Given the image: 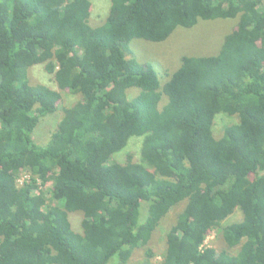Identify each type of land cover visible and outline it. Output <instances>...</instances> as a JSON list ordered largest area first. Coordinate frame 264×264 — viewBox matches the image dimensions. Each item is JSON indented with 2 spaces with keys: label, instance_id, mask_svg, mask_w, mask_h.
<instances>
[{
  "label": "trees",
  "instance_id": "1",
  "mask_svg": "<svg viewBox=\"0 0 264 264\" xmlns=\"http://www.w3.org/2000/svg\"><path fill=\"white\" fill-rule=\"evenodd\" d=\"M92 10L0 0V264H126L140 248L150 262L153 235L182 203L156 264H264V0H110L96 27ZM217 19H237L219 52L182 57L164 83L127 58L134 39ZM36 65L57 90L31 84ZM63 92L79 100L38 145L33 131ZM220 113L238 122L216 138ZM133 137L141 163L111 162ZM237 210L242 220L224 226ZM215 231L225 248L207 245Z\"/></svg>",
  "mask_w": 264,
  "mask_h": 264
},
{
  "label": "rangeland",
  "instance_id": "2",
  "mask_svg": "<svg viewBox=\"0 0 264 264\" xmlns=\"http://www.w3.org/2000/svg\"><path fill=\"white\" fill-rule=\"evenodd\" d=\"M93 4L92 15L90 18V24L93 27L106 20L109 9L110 0H91ZM237 23V19H217L213 21H199L194 27L189 29L177 28L172 35L163 42L152 43L144 40L134 39L130 42V53L127 54V58L134 60L138 63H150L156 70L158 77L162 83L168 80V75L175 72L181 64L182 57L184 56H211L216 55L224 41L226 35H228ZM41 65H36L30 68L28 77L31 84L44 85L52 90H57L54 79L51 75H48L43 70ZM159 72H161L159 74ZM138 89L132 88L129 91V97L134 95ZM79 100L78 95H74L68 92L62 93V102L58 108V111L54 115H49L40 120L33 131L32 138L38 145L44 146L50 140L51 134L55 131L58 124L62 109L73 106ZM166 98H163L165 102ZM238 122L236 117L229 116L227 114H217L213 124L214 137L219 138L226 126L236 124ZM142 137H133L127 147L113 155L111 162L117 161L119 163H125L127 155L131 153L136 163H141L140 150L142 146ZM30 179V175L25 170L21 171L17 182L21 188L26 185V181ZM185 206L182 203L180 206L175 207L165 217L157 231L153 235L150 241V247L154 249L157 254L150 262L146 260L145 250L143 248L137 249L133 252L131 258L126 264H156L161 260L159 254L163 252V243L165 234L168 231L170 225L176 221L178 213H180ZM146 209H143L144 214ZM82 213L74 212L70 213L69 221L72 224L75 231H81ZM242 220V214L237 210L231 215L225 222L224 226L233 223L240 222ZM207 245L216 249L221 247L225 248V243L220 238L217 231L208 235L206 240ZM223 248V249H224ZM239 247L230 249V253L236 255ZM108 264H121L117 256L110 259Z\"/></svg>",
  "mask_w": 264,
  "mask_h": 264
},
{
  "label": "built area",
  "instance_id": "3",
  "mask_svg": "<svg viewBox=\"0 0 264 264\" xmlns=\"http://www.w3.org/2000/svg\"><path fill=\"white\" fill-rule=\"evenodd\" d=\"M26 182H28V181H26ZM40 184H41L40 182L37 183V185H40ZM19 186H20V185H19Z\"/></svg>",
  "mask_w": 264,
  "mask_h": 264
}]
</instances>
